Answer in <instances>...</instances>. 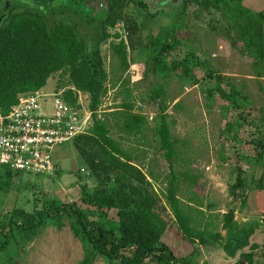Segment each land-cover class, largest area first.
<instances>
[{"label": "trees", "instance_id": "16d2710c", "mask_svg": "<svg viewBox=\"0 0 264 264\" xmlns=\"http://www.w3.org/2000/svg\"><path fill=\"white\" fill-rule=\"evenodd\" d=\"M55 1L12 0L2 11L0 115L10 111L17 103L18 95L38 91L52 75L59 74L56 91L63 90V99L68 104L75 106L79 92L88 98L92 125L85 134L73 139V144L97 183L92 190L82 186L75 201L59 202L43 195L40 202L34 204L33 212L16 206L2 211L0 252L9 245L17 247L19 242L28 241L49 222L57 230L67 222L72 236L82 246L83 258L78 264H94L97 258H103L108 264H193L191 258L199 252L200 246H217L230 259L238 255L234 264H255L253 249L256 246H250L248 253L241 251L249 246L259 223L238 224L234 211L228 210L221 215V227L217 231L211 222H206L200 209L184 207L178 198L179 175L174 170L178 140L170 133L163 94L155 90L150 99V103L157 106L154 111L155 137L158 154L170 176L163 195L181 238L191 245L192 251L189 255L177 256L162 241L167 224L156 209L158 196L147 180L149 177L135 163L137 158L109 135L108 127L97 116L101 98L107 92V73L99 45L109 37L118 39L117 43L110 42L109 47L123 70L128 68L127 53L142 50L144 66L151 74L161 77L174 74L197 84V65H190L191 55L183 46L180 34L190 6L205 12L213 9L224 19L226 32L235 34L237 43L251 58L256 71L264 61V8L253 9L244 0H179L178 4L172 3L177 10L172 25L144 43L140 26L126 14L131 3L145 10L141 0H63L64 3L56 7L50 6ZM88 4L101 9L97 18L92 17L94 10ZM22 6L25 7L19 8ZM55 10L60 16L49 20V14ZM70 14L91 23L98 20L97 37L92 40L83 36L78 30V22L71 19ZM118 23L124 24L125 39L117 32L111 35L107 31L116 28ZM63 77L67 78V83L63 82ZM205 78L215 82L214 89L208 93L218 94L229 102L231 108L238 110L239 119L244 121L247 117L243 114L245 97L234 83L211 71ZM256 78L260 79V74L257 73ZM260 89L264 93L261 86ZM121 108L123 111L116 113L121 115L120 132L127 136L141 135L147 118L134 113L133 104L128 100ZM240 126L237 125V129ZM258 134L257 139L248 142L252 148L251 156H245L248 160L261 161L264 157V136L260 131ZM243 159L236 152L235 176L229 185L233 200H237L244 187ZM14 174L9 167L0 166V194L7 196L12 191ZM149 176L153 177L150 173ZM180 176H184V180L191 179L185 173ZM263 178L261 175L256 182L259 190L263 188ZM239 200L243 208L246 199L242 196ZM195 204L201 206L202 203ZM13 260L14 256H10L2 264H13Z\"/></svg>", "mask_w": 264, "mask_h": 264}, {"label": "rangeland", "instance_id": "374dc122", "mask_svg": "<svg viewBox=\"0 0 264 264\" xmlns=\"http://www.w3.org/2000/svg\"><path fill=\"white\" fill-rule=\"evenodd\" d=\"M9 1L12 0H0V16L4 15L2 11L10 4ZM141 1L146 6L145 10L131 3L126 14L138 23L146 43L172 25L177 10L171 0ZM62 3L63 0H57L50 6L56 7ZM244 3L256 10L264 8V0H244ZM88 5L94 10L92 17L97 18L101 9ZM56 12L49 14V20L60 16ZM70 15L71 19L78 22V30L83 36L92 40L97 37L98 20L91 23L87 19L80 20L76 15ZM107 31L111 35L116 32L121 34V28H108ZM180 35L183 46L191 55L190 65H197V84H193L192 79H179L174 74L165 77L151 74L144 66L145 55L142 50L127 53L128 68L123 70L118 57L109 47L110 42L117 43L118 39L109 37L102 41L99 51L107 73V92L101 98L97 116L108 127L109 135L137 158L135 163L149 177L147 180L158 196L156 209L167 224L162 241L175 255H189L192 247L181 238L163 195L170 176L158 154L154 119L157 106L150 103L154 91L160 90L167 104L165 113L168 115L170 133L178 140L174 165L175 173L179 175L178 198L184 207L189 205L191 209H200L206 222H211L217 231H220L221 215L228 210L234 211L238 224L259 223L249 240V246L241 252L248 253L250 246H256L253 249L255 264H264V178L263 188L259 190L256 186L260 176L264 177V157L261 161L245 158L252 154L248 142L257 139L259 131L264 136V93L260 89L261 86L264 90V61L260 69L255 71L251 58L237 43L235 34L226 32L224 19L213 9L205 12L190 6ZM209 71L230 79L245 97L243 114L247 117L244 121L239 119L238 110L231 108L229 102L218 94L208 93L215 87L213 79H204ZM257 73L260 79L256 78ZM59 78V74L52 75L41 92L54 93ZM66 80L63 77L64 83H67ZM79 96L85 115L89 111L88 98L83 93ZM127 100L133 104L134 113L147 118V125L141 135L127 136L119 130L121 115L116 113L123 111L121 105ZM48 106L49 103L41 104L40 110L46 113ZM237 125H241L239 129ZM236 152L244 157L241 162L244 187L237 200H233L229 185L235 176ZM51 156L54 163L51 175L14 174L12 191L7 196L0 194V214L13 206L33 212L34 204L37 205L44 196L59 202L75 201L82 186L88 190L96 186L97 181L82 161L73 140L55 146ZM182 173L187 174L193 182L191 179L184 180V176H180ZM242 196L246 199L243 208L239 200ZM196 202H201V206ZM194 215L198 216L196 213ZM10 256H14L13 264H78L83 258V250L72 236L67 222H64L61 230L49 222L28 241L19 242L17 247L9 245L0 252V264ZM238 258V255L234 259L226 257L217 246H200L191 261L193 264H234ZM94 264L108 263L103 258H97Z\"/></svg>", "mask_w": 264, "mask_h": 264}, {"label": "built area", "instance_id": "2783aa9c", "mask_svg": "<svg viewBox=\"0 0 264 264\" xmlns=\"http://www.w3.org/2000/svg\"><path fill=\"white\" fill-rule=\"evenodd\" d=\"M119 28L125 39L124 24L118 23L116 30ZM62 94V89L20 94L10 111L0 115V166L35 176L53 173V148L85 134L92 125L91 113L82 112L80 92L75 106L68 104ZM48 103L49 109L43 113L40 106Z\"/></svg>", "mask_w": 264, "mask_h": 264}, {"label": "water", "instance_id": "95a60500", "mask_svg": "<svg viewBox=\"0 0 264 264\" xmlns=\"http://www.w3.org/2000/svg\"><path fill=\"white\" fill-rule=\"evenodd\" d=\"M171 2L175 3V4H178L179 0H171ZM8 6H9V4H7V6L5 7L4 10H6L8 8ZM2 19H3V16H0V23H1Z\"/></svg>", "mask_w": 264, "mask_h": 264}, {"label": "crops", "instance_id": "0c3cea01", "mask_svg": "<svg viewBox=\"0 0 264 264\" xmlns=\"http://www.w3.org/2000/svg\"><path fill=\"white\" fill-rule=\"evenodd\" d=\"M43 88L39 89L38 91H41Z\"/></svg>", "mask_w": 264, "mask_h": 264}]
</instances>
